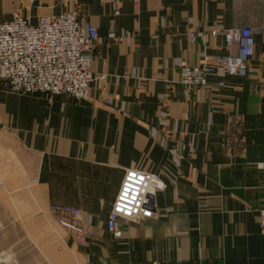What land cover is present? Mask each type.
<instances>
[{"label":"crops","instance_id":"0c3cea01","mask_svg":"<svg viewBox=\"0 0 264 264\" xmlns=\"http://www.w3.org/2000/svg\"><path fill=\"white\" fill-rule=\"evenodd\" d=\"M68 10L121 40L93 47L89 99L0 81V230L25 232L20 263L264 264V0H0L4 21ZM239 28L255 32L249 75L212 68L206 88L187 90L182 66L235 54L222 33ZM129 168L166 188L153 218L120 220L116 238L107 221ZM66 207L83 212L85 244L56 220Z\"/></svg>","mask_w":264,"mask_h":264},{"label":"built area","instance_id":"2783aa9c","mask_svg":"<svg viewBox=\"0 0 264 264\" xmlns=\"http://www.w3.org/2000/svg\"><path fill=\"white\" fill-rule=\"evenodd\" d=\"M222 34L228 47L237 48L236 53L218 56L213 67L182 66L181 84L187 90L206 88L212 68L223 76L249 75V62L255 56L254 30L239 28ZM103 40L119 41L121 36L111 29L103 39L97 28L84 26L74 12L40 17L36 23L21 17L10 21L0 19V81L17 94L86 100L95 81L91 49ZM162 187L156 176L136 170L126 172L107 222L109 232L120 238L117 224L121 219L151 217L154 208L150 196ZM71 211L80 216L78 210ZM258 221L264 234V206Z\"/></svg>","mask_w":264,"mask_h":264},{"label":"rangeland","instance_id":"374dc122","mask_svg":"<svg viewBox=\"0 0 264 264\" xmlns=\"http://www.w3.org/2000/svg\"><path fill=\"white\" fill-rule=\"evenodd\" d=\"M34 2H35V0H31V3H34ZM68 12H74V13H76L78 15V18L80 19V21L83 23L84 26H92V25H89V24H84V22L80 18V14H79V12L77 10H68V11H65V12H63L61 14L68 13ZM117 13H118V11H116V14ZM57 16H59V15H57ZM57 16H42V17H57ZM15 17H21V18H25V19L29 20L28 18L23 17V16H21L19 14L14 15V17L12 19H14ZM30 22L33 23L32 21H30ZM92 52H93V48L91 49V55H92V58H94V55H93ZM217 57L218 56L215 57L214 61L216 60ZM92 62H93V59H92ZM213 65H214V62H213ZM204 66H207V65H201V66H198V67L190 66V67H192V68H201V67H204ZM184 67H189V66L186 65ZM91 71H92V63H91ZM92 73H93V71H92ZM93 75L95 77V74L94 73H93ZM98 78L99 79H102L103 76H100ZM96 80H97V78L95 77V81ZM90 94H91V90H90V93H89L87 99L90 98ZM96 103H99V104H102V105H111L112 104V101L108 97H104L102 100H97ZM163 129H166V128L163 127ZM130 170H136V171H139V172H143V173H146V174H150V175H153V176L158 177L161 180V183L163 184L162 189H159V190L155 191V194H153L152 196H150V199L152 200V205H153V208H154L153 211H155L156 210L155 195H156V193H158L160 191H163L166 188V182L164 180L165 179L164 175H159V174L151 173V172L142 170L140 168H129V169H125L124 170L123 180H122L120 189L118 191V194H119V192L121 190V187L123 185V182H124V179H125V176H126V172H128ZM3 187H4L3 183L0 182V188L2 189ZM118 194H117V196H116V198H115V200L113 202L112 210H113V206L115 204V201H116V199L118 197ZM52 210H53V212H55V218L58 221V223L63 228L69 230L72 233V236H73L74 240L77 243H79V244H85V242L87 240V237L89 236L90 232L84 227L83 212L80 209L74 208V207H70V208L69 207H66V208H62V209L52 208ZM71 210H78V212L80 213V216L74 215ZM111 213H112V211H111ZM153 216H154V213L149 218L135 217V218H131V219H121V220L123 222H125V223L126 222H129V223H139V222H142V221H144L146 219L153 218ZM4 219H6V223H7V226H8L9 220L5 216H3L2 214H0V226L3 225V222H4L3 220ZM117 228L119 229L118 224H117ZM119 231L121 232V234L123 233L122 230L119 229ZM20 237L24 238L25 237V232H22V234H21V232L10 231L9 229L0 230V264H21L20 261L18 260V257L20 256L19 253L21 251V247L19 245L20 242L18 243V246H17L18 248L16 247L17 240L19 241L20 240ZM17 249H18V251H17ZM17 253L19 254L18 256H17Z\"/></svg>","mask_w":264,"mask_h":264}]
</instances>
